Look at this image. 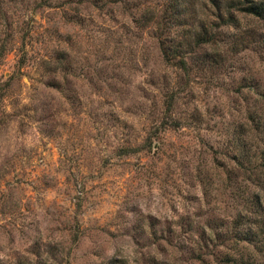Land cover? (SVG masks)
Masks as SVG:
<instances>
[{
	"label": "rangeland",
	"instance_id": "1",
	"mask_svg": "<svg viewBox=\"0 0 264 264\" xmlns=\"http://www.w3.org/2000/svg\"><path fill=\"white\" fill-rule=\"evenodd\" d=\"M2 1L0 264H264V0Z\"/></svg>",
	"mask_w": 264,
	"mask_h": 264
},
{
	"label": "trees",
	"instance_id": "2",
	"mask_svg": "<svg viewBox=\"0 0 264 264\" xmlns=\"http://www.w3.org/2000/svg\"><path fill=\"white\" fill-rule=\"evenodd\" d=\"M11 1L14 5L16 4L19 6L24 0ZM47 1L48 0H38V3L40 5ZM92 1L101 3L102 0ZM2 7L3 1L0 0V11ZM181 7L182 0H165L161 18L159 19H163L162 22L175 21L174 19L177 18ZM245 9L256 15H264V3L262 2L256 1L247 3ZM163 52L166 58H170L168 50L164 49ZM262 153H264V150H261V154ZM238 163L242 164V160H238ZM257 164L260 165L261 162ZM262 190H264L263 184L259 185L258 190L252 191L247 196L243 197V201L241 200L243 202L242 208H239L228 221L224 223L213 219L208 221V225L212 229L214 237L223 238L222 244L227 240H232L235 245L243 243L242 241H247V243H251L255 250H264V198L261 192ZM218 226L219 228H217ZM203 240L206 241V239ZM228 248H232V244L228 245ZM218 257L223 264H254V260L248 255L245 256L242 252L232 253L231 251L225 250V252L218 254Z\"/></svg>",
	"mask_w": 264,
	"mask_h": 264
}]
</instances>
